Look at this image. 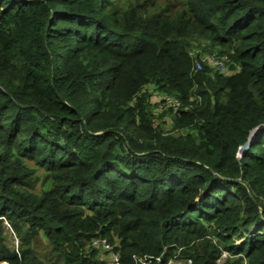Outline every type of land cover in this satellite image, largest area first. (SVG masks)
Masks as SVG:
<instances>
[{"label":"trees","instance_id":"1","mask_svg":"<svg viewBox=\"0 0 264 264\" xmlns=\"http://www.w3.org/2000/svg\"><path fill=\"white\" fill-rule=\"evenodd\" d=\"M172 257L264 264V0H0V264Z\"/></svg>","mask_w":264,"mask_h":264},{"label":"rangeland","instance_id":"2","mask_svg":"<svg viewBox=\"0 0 264 264\" xmlns=\"http://www.w3.org/2000/svg\"><path fill=\"white\" fill-rule=\"evenodd\" d=\"M118 1L121 4H125V6H126V5H128L129 2L134 1V0H118ZM158 1L163 2V0H158ZM160 97H161V95L156 92V94L154 95V99H159ZM154 102L155 101H153V103ZM170 116H171V114H170ZM170 123H171V120L169 119L167 124L165 125V128L170 129L171 128ZM30 164L34 166L33 162H30ZM43 171H44L43 169H39L38 173L43 174L42 173ZM37 190H39V191L41 190V181L38 183ZM5 234H6V240H7V243L9 244V246L13 249H17L18 246L20 245L21 241H20L17 233L10 226V224H8V222H6ZM36 246H37L36 247L37 248V254L42 260H44V262L49 263V262L56 260V256L51 255V247H50L49 241L46 238H44L43 236H39L38 240L36 241ZM101 250L102 251L100 253H102V256H104L107 260H112L113 256L111 255V252H109V251L104 252V250L102 248H101ZM228 255L229 254H227V256ZM227 256H225V257H227ZM1 264H3V262ZM7 264H8V262H7ZM173 264H185V261L183 259L175 257Z\"/></svg>","mask_w":264,"mask_h":264},{"label":"built area","instance_id":"3","mask_svg":"<svg viewBox=\"0 0 264 264\" xmlns=\"http://www.w3.org/2000/svg\"><path fill=\"white\" fill-rule=\"evenodd\" d=\"M204 60H208L211 64L216 65L221 71H224V70L228 69V62L230 61V58L227 55H224L222 57H219L216 55H209V56H205ZM197 66L200 67L201 63L197 62ZM181 105H182V103L178 99L173 98L171 96H165L160 103V107L175 106L177 108ZM93 243L96 245H101L104 248V250L112 252L111 255L113 256V258L111 261H113V260L117 261L118 260V254L116 252L110 251L112 249V246L105 239H96L93 241ZM227 254H229V252L224 251L222 256L225 257V256H227ZM222 259L223 258H221V260ZM174 260H175V257H172L169 260L163 262L162 264H173ZM191 261L192 260L190 258H188V259H186L185 262L190 263Z\"/></svg>","mask_w":264,"mask_h":264},{"label":"water","instance_id":"4","mask_svg":"<svg viewBox=\"0 0 264 264\" xmlns=\"http://www.w3.org/2000/svg\"><path fill=\"white\" fill-rule=\"evenodd\" d=\"M257 127L254 128L251 133H250V136L248 137L247 141H245L241 146H240V149H239V153L241 154L247 147L248 145L251 143V140H252V136L254 134V131H256Z\"/></svg>","mask_w":264,"mask_h":264}]
</instances>
